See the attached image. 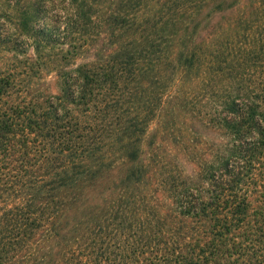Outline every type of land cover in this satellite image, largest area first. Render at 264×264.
Listing matches in <instances>:
<instances>
[{
	"label": "trees",
	"instance_id": "16d2710c",
	"mask_svg": "<svg viewBox=\"0 0 264 264\" xmlns=\"http://www.w3.org/2000/svg\"><path fill=\"white\" fill-rule=\"evenodd\" d=\"M0 0V264H264V0Z\"/></svg>",
	"mask_w": 264,
	"mask_h": 264
},
{
	"label": "clouds",
	"instance_id": "9594fccd",
	"mask_svg": "<svg viewBox=\"0 0 264 264\" xmlns=\"http://www.w3.org/2000/svg\"><path fill=\"white\" fill-rule=\"evenodd\" d=\"M57 11L64 19H68V18L75 19L77 16L78 9L73 4L72 0H63V6L57 9Z\"/></svg>",
	"mask_w": 264,
	"mask_h": 264
}]
</instances>
